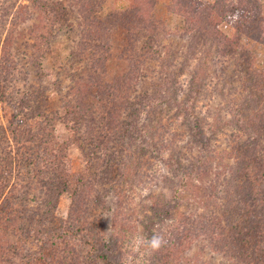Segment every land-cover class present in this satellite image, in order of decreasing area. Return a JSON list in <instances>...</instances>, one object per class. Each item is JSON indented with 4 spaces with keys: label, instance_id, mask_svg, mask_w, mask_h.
I'll use <instances>...</instances> for the list:
<instances>
[{
    "label": "rangeland",
    "instance_id": "rangeland-1",
    "mask_svg": "<svg viewBox=\"0 0 264 264\" xmlns=\"http://www.w3.org/2000/svg\"><path fill=\"white\" fill-rule=\"evenodd\" d=\"M54 1L0 0V264H262L264 0Z\"/></svg>",
    "mask_w": 264,
    "mask_h": 264
},
{
    "label": "trees",
    "instance_id": "trees-1",
    "mask_svg": "<svg viewBox=\"0 0 264 264\" xmlns=\"http://www.w3.org/2000/svg\"><path fill=\"white\" fill-rule=\"evenodd\" d=\"M56 4V2L54 1V0H45V2L42 4L43 6H46V7H44V9H45V12H47L49 15H50V19H53V21L55 20V17L58 15V13L56 12V8L54 7V5ZM39 6H40V4H39ZM41 9H43V7H40ZM61 15H63V14H61ZM61 15H58V17H56V19L57 20H61V19H63L62 18V16ZM57 20H55L56 22L55 23H57ZM54 24V23H53ZM190 100H191V102H192V97L190 98ZM249 101H251L250 99L248 100V102ZM150 103H152L153 101H149ZM71 104V103H70ZM85 104V103H84ZM83 104V102H82V105H84ZM70 108H72V105H69V107H66V111H68V114L69 113H72L71 112V110H70ZM88 109V108H87ZM69 110H70V112H69ZM85 112H87L86 110H84V115L86 114ZM246 116V115H245ZM244 116V117H245ZM82 118H84V117H82ZM250 119H252V117L251 116H248V119L246 120V121H249ZM234 120L236 121V123H240L242 120H243V106H242V108H239V110L237 111V113L235 114V116H234ZM82 122V121H81ZM81 122H78V123H81ZM243 122H245V119H244V121ZM242 122V123H243ZM195 130L197 131V127L195 128ZM256 135H259V134H257L256 133ZM123 136V135H122ZM119 140H124L123 139V137H121V138H119ZM119 140H117V141H119ZM48 163L52 166V167H54V163H56L55 161H52L51 159H49V161H48ZM175 163H177V162H175ZM174 164V163H173ZM88 167L90 168L89 170L90 171H92V167H93V164H92V162H90V163H88ZM14 164H12L11 165V169L13 170V168H14ZM49 166V165H48ZM40 170H42V168L40 169ZM189 169H186V170H183V171H185V172H182L181 174H180V176H177V178L178 179H176V183L174 184V197H176L180 192H183V190L185 189V188H187L188 186H189V183L195 178V175L194 174H192L191 173V171H188ZM7 172H10L9 170L7 171ZM40 173V175H42V171H40L39 172ZM179 175V174H178ZM105 177V176H104ZM70 178V177H69ZM100 178V177H99ZM6 179H8V178H6V177H4L3 178V180L2 179H0V192L2 193L3 192V189H4V187H6V185H7V183H8V181H5ZM43 179H45V180H47V181H49L50 182V180L52 181V182H56L57 180H58V176H57V178H52V177H44ZM60 179H62V177L60 178ZM102 180H104V178H102ZM5 181V182H4ZM96 181H97V179H96ZM81 182V178L79 177V178H77V177H72L71 179H67V180H65V186H64V188L65 189H67V190H73V193H77V189H73V188H75L77 185H78V183H80ZM50 184H51V182H50ZM60 184V183H59ZM80 208V207H79ZM78 208V209H79ZM54 209V208H53ZM54 210H52V212H53ZM47 214L48 215H50L51 214V211H49V212H47ZM76 216H78V214L76 215ZM61 220H63L62 218H60ZM74 220H75V218H74ZM31 221V223L33 224L34 223V225L36 224L38 227H39V223L41 222L39 219H37V218H33L32 220H30ZM56 222H57V218H56ZM65 222L66 223H68L69 224V222H70V220L69 219H67V220H65ZM52 223H54V220L52 221ZM40 227H42V225H40ZM237 230L239 229L238 228V226H236L235 227ZM26 231V230H25ZM249 232H250V234H251V231L250 230H248ZM248 232V233H249ZM55 233H56V235L57 236H59V237H63V235H64V233L62 232V231H60V232H58V231H55ZM45 234H46V236L48 237V238H46V240H50L51 239V235L52 234H54V231H52V230H48V229H46L45 230ZM246 235L244 238H239V237H237L236 235V233L234 232L233 233V237L235 238V241L240 245V246H244V245H246V246H250V247H253V250H254V255H255V259H256V261H258V257H260L261 256V260H259L258 261V263H264V255H263V252L261 253V254H259V253H256V244H258V241L259 242H261L262 241V239L260 238V237H258V236H256L255 234H253L252 233V236L253 237H251V235ZM260 238V239H259ZM44 243H47V242H44ZM258 247V246H257ZM98 257V259L100 258V260L101 261H104V262H106V263H109V264H112L113 262H111V260H110V258H109V254H107V252L106 253H101V254H99V256H97ZM262 261V262H261Z\"/></svg>",
    "mask_w": 264,
    "mask_h": 264
},
{
    "label": "clouds",
    "instance_id": "clouds-1",
    "mask_svg": "<svg viewBox=\"0 0 264 264\" xmlns=\"http://www.w3.org/2000/svg\"><path fill=\"white\" fill-rule=\"evenodd\" d=\"M154 247H158V242L154 241Z\"/></svg>",
    "mask_w": 264,
    "mask_h": 264
}]
</instances>
